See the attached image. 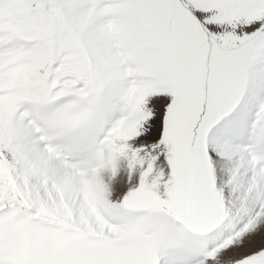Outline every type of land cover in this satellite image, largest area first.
<instances>
[{
    "label": "snow or ice",
    "instance_id": "6c2138e0",
    "mask_svg": "<svg viewBox=\"0 0 264 264\" xmlns=\"http://www.w3.org/2000/svg\"><path fill=\"white\" fill-rule=\"evenodd\" d=\"M0 264H264V0H0Z\"/></svg>",
    "mask_w": 264,
    "mask_h": 264
}]
</instances>
